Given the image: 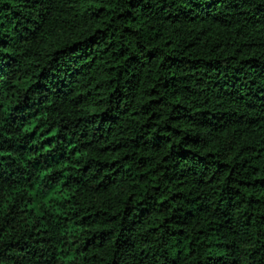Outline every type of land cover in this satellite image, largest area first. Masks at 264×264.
Masks as SVG:
<instances>
[{"label": "trees", "instance_id": "trees-1", "mask_svg": "<svg viewBox=\"0 0 264 264\" xmlns=\"http://www.w3.org/2000/svg\"><path fill=\"white\" fill-rule=\"evenodd\" d=\"M0 264H264V0H0Z\"/></svg>", "mask_w": 264, "mask_h": 264}]
</instances>
